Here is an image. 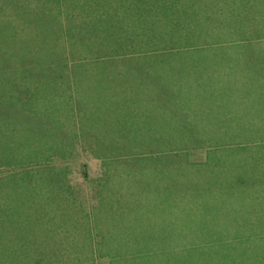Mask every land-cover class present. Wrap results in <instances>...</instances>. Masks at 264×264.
<instances>
[{"label":"rangeland","instance_id":"rangeland-1","mask_svg":"<svg viewBox=\"0 0 264 264\" xmlns=\"http://www.w3.org/2000/svg\"><path fill=\"white\" fill-rule=\"evenodd\" d=\"M126 1L100 0L94 13L123 18L126 7L133 16L154 17L147 27L176 43V32L202 28L217 44L144 57L154 65L150 73L182 93L181 113L193 128L172 136L180 135L189 159L145 171L130 161L107 162L100 182V157L80 148L51 165L17 167L18 124L31 125L33 116L75 124L71 103L28 97L58 80L45 74L50 66L74 65L68 44L85 42L94 52L103 27L87 22L85 6L94 0H0V264H33L34 255L46 264H264L263 0ZM135 4L141 9H131ZM54 15L70 27L59 37L49 30ZM85 80L77 84L84 85L83 103L90 102ZM50 167L65 168L66 183L86 196L89 210L57 201L62 189L49 182Z\"/></svg>","mask_w":264,"mask_h":264},{"label":"trees","instance_id":"trees-1","mask_svg":"<svg viewBox=\"0 0 264 264\" xmlns=\"http://www.w3.org/2000/svg\"><path fill=\"white\" fill-rule=\"evenodd\" d=\"M98 1L100 0H94V5L85 6V11L90 15L87 20L89 26L92 27L90 21H94V24L103 27L102 37L94 41V52L90 44L85 42L84 44L78 42L77 47L68 44L66 51L70 58L74 59V65L52 69L50 66L45 74L48 77L56 76L58 80L54 78L56 82H50L48 92L38 97H28L34 101L64 99L65 104L71 103L75 124L71 128L62 127L40 116H33L31 125L18 124V132L22 135L16 136L18 140L14 143L19 150L17 167L26 162H34L37 165L40 162H47V165H51L53 160H58L57 157L67 159L73 156L75 148H80L94 152L97 157H100L98 177L95 178L100 182V178L107 170L108 165H105L107 162L130 161L133 163L132 167L135 165L145 171L189 159L190 155L187 152L184 153L183 148L179 146L180 135L172 136V133L181 134L187 128H193L189 126L188 115L181 113L186 106L182 103L184 100L182 93L175 83L168 84L162 81L160 76L150 73V66L154 65L150 63V59L146 61L144 57L160 53V51L172 50L182 53L209 46L215 47L217 44L207 38L209 35L202 28L192 29L186 33L175 31L179 34L176 43V38L171 39L174 38L173 36H166L164 33L159 35L147 27L154 23V17L149 18L150 21H148V18L145 20L139 12L133 16L126 13V11L129 12L126 7H124L123 18L119 15L115 17L109 14L98 15L94 13ZM124 4L127 6L126 0ZM53 6L55 7L54 3H52ZM156 7L162 10L164 3L156 4ZM55 9L58 13H62L61 7H55ZM131 9L137 11L141 8L135 4ZM57 16H51L53 23L50 21L49 26L54 37H59V33L64 28H70L63 25L59 21L60 16ZM162 20L163 18L160 17L159 22L163 30L165 23ZM78 24L81 25V23ZM174 27L177 29L176 26ZM79 30L80 27L77 26L76 31ZM93 32L94 27L91 32L90 29L83 31L86 34ZM77 52L81 54L78 58ZM120 59L126 63L120 64ZM72 67H74L73 70ZM67 76H70V79ZM79 77H82L81 80ZM83 80L87 82L84 88L90 92L89 103H83L84 93H79L84 90L82 88L84 85L81 84L82 86H79L81 88L77 86ZM74 84L77 86L75 90ZM75 91L78 92L80 99L77 96L74 97ZM26 96L22 99L25 100ZM146 99H149V102ZM94 102H96L95 105ZM157 123L159 125L153 127ZM184 123L187 124L184 125ZM145 124L147 126H144ZM0 137H2L1 133ZM171 137L177 138L175 140ZM35 144H38V147ZM156 151H161L162 154H157ZM25 157L28 159L24 160ZM65 173V168H49V182H58L62 189L57 201L68 209L75 206L85 211L89 210L88 206L86 208L83 206L87 203L86 196L82 198L79 194H75L74 189L66 183ZM83 175L87 177L86 172ZM65 200L68 201L67 204L64 203ZM200 247L201 244L198 243L193 248L199 250ZM33 261V264L47 262L39 255H34ZM68 261L65 264H68ZM76 263L80 264L79 259Z\"/></svg>","mask_w":264,"mask_h":264}]
</instances>
